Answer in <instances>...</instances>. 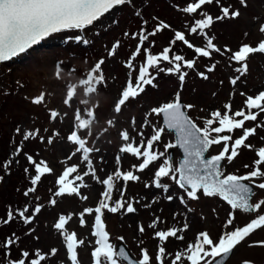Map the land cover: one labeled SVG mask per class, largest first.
Returning a JSON list of instances; mask_svg holds the SVG:
<instances>
[{"label": "snow or ice", "instance_id": "obj_1", "mask_svg": "<svg viewBox=\"0 0 264 264\" xmlns=\"http://www.w3.org/2000/svg\"><path fill=\"white\" fill-rule=\"evenodd\" d=\"M132 0H0V62L9 61L12 58L24 53L33 45L38 44L46 37L55 33L64 31L85 29L93 26L100 21L106 14L118 6L130 4ZM215 4L219 8V14L215 18L209 14L204 6ZM240 7H234L232 4H225L222 0H195L188 2L186 6L178 7V11L191 18V23H185L184 30H174L170 24L160 21L158 17L152 19L157 21L151 31L146 27L147 20L142 21V27L138 32H124L123 35L130 39L138 40L135 52L129 58L127 68L129 77L125 86L122 88L118 97L113 98L114 117L121 114L127 107L130 100L136 99L143 93L148 86H155L154 80L159 73L164 72L169 75H176L183 86L186 77L189 75L187 70H194L199 78L209 80L210 73L215 72L216 64L205 66L204 71H199L198 58L213 60L214 54L219 55L228 61V66L233 68L236 75L229 76V83L236 86L242 77L247 75V61L254 54H264V41H260L256 46L242 43L238 50H233L227 46L223 49L218 47L209 35L207 30L211 29L215 22L226 19H236L242 15L241 8L247 9V0H238ZM137 15H140L137 13ZM199 17V18H197ZM113 23H118L113 20ZM254 24H258V31L264 34V21L261 17H253ZM165 29L174 31L173 38L169 41V46L163 48L159 54H152L149 48L154 45V40L150 37L156 36ZM186 32L192 36H201L206 43L203 46H196L188 38ZM247 37L248 33L244 34ZM77 42L87 45L89 40L82 36H76ZM181 42L189 50H192L194 57L186 59L185 55L176 54L173 46ZM120 47V41L117 40L113 46L107 50L109 57H114L116 50ZM144 51V60L138 66V72L135 81L131 77L132 72H136L137 66L133 64L136 58ZM171 53V55H170ZM166 63V67L162 66ZM218 63V62H217ZM105 59L100 58L95 61L88 73L83 76L77 85L66 83L69 89L66 92V98L63 104L72 112V118L68 121V113L60 109H49L46 107L45 94L31 98V103L45 108L48 114L49 124L68 122V133L65 137H60V132L54 131L47 138V143L51 144L56 138L65 139L73 146V150L66 158L72 160L76 158L78 162L72 163L63 169L61 174L56 177V190L52 192L49 203L56 206L57 199L64 196H76L82 201L89 199L88 195H82L81 189L89 185L85 182L90 178L104 186V191L100 193L96 206L84 207L79 213V224L81 227H90V235L95 238L88 241L93 244L91 251L92 264H225L230 258L233 250L242 242L248 240L254 233L264 230V198L253 202L256 195L254 189L264 191V136L259 135L264 132V90L252 95L247 92H240L244 97L243 106L233 110L231 102L223 105V111L219 108L209 110L203 118V127L199 126L189 115L191 110L197 108L195 104L183 103L180 91L169 99L150 110L145 114L141 122L140 129L136 128V118L129 121L132 131L136 133L131 135L127 129L118 130V136L121 146L118 149L119 155L116 156L117 168L114 172L106 175V178L100 179L96 173L93 163V153H98L99 149L94 147L92 142L94 138L91 135L92 126L96 123L97 117L94 110L73 108V102L76 101V88L81 87L84 95L90 97L106 87L107 79L104 75L103 65ZM62 64L57 65V78H61L60 73ZM73 74L75 70H69ZM223 81H221V85ZM215 96V93H213ZM234 97L235 93H231ZM203 111V109H199ZM158 117L162 120L163 126L153 125L151 117ZM109 127H116L119 123L115 118L107 121ZM252 126H246L247 124ZM152 127V134L145 136L143 131L146 127ZM174 134V141H169L163 145V151L159 150V144L165 131ZM47 132L49 129L45 128ZM240 131L242 134L235 136ZM85 135H81V133ZM15 134L20 137V141L15 145L12 158L7 159L0 167L6 171L10 170L13 163L20 164L19 157L22 155L30 167H24L25 176L29 179L30 185L23 191V196L33 197L39 201L40 197L34 195L37 192V186L45 174L55 175L52 167L44 160L37 162L33 155L23 151L21 147L24 142L30 140H40L45 142V137L41 135V129L35 127L24 128L17 126ZM136 137H139L137 142ZM235 137V138H234ZM250 138H258L262 145L258 149L250 142ZM214 146L218 149L214 155H208ZM170 149H178L182 156L176 160L174 155L169 152ZM241 149L255 152L256 159L252 164H245V169H250L243 175L237 172H228L227 165H231L241 154ZM131 156L138 163L132 164L129 170H122V156ZM83 165V169H82ZM158 165V166H157ZM155 168L153 178L150 183H145V188H155L166 194L165 199L169 202L179 199L180 203L187 208L189 201H199L201 196L207 198L218 197L230 207L231 211L223 226L224 230L217 240H214L207 231L198 232L194 241L188 242L183 249L175 250L169 253L166 248L170 238L184 242L186 237L178 233L187 232L189 225L185 222L182 227H171L157 230L161 221L160 217L155 216L149 223L148 228L153 229V239L158 241L156 252L151 255L149 249L141 247L144 240L138 241L140 247L139 258L132 256L126 251L125 246H117L111 243L110 233L106 230V224L103 220L105 211L112 214L123 213L133 214L137 212L134 206L139 201L133 198L125 199L127 185L129 182H139L141 176L138 173H145L146 170ZM34 171V175H32ZM238 171V170H237ZM167 179L174 183L183 194L174 196L167 195L170 190L168 183L162 181ZM123 182L121 188H117V183ZM51 191V189L49 190ZM114 191L118 192L119 198L113 199ZM147 200V198H144ZM153 200L145 203L144 207L149 208ZM44 205L35 203L34 205L26 203L22 208H13L7 206L6 219L0 221L2 224H10L19 221L24 225H31L36 216L40 214ZM31 209V211H30ZM242 211L245 214H254L244 226H236L235 212ZM187 211H192L187 208ZM94 219L89 225L85 221V215L93 216ZM180 213H173L175 220ZM73 218L72 214H59L57 221L53 224L54 230L62 238V245L65 248V259L68 264H80L78 258V249L86 246L84 239L78 238L75 231H68L67 225ZM203 218V217H202ZM231 228V230H228ZM35 232L34 228L28 229V235ZM138 233L142 237L146 233L143 223L138 225ZM39 240V237H35ZM124 241V237H117ZM20 237L15 233L5 237L0 241V264H50L59 250L50 249L49 253H44L40 248L31 252L29 250L19 249L18 256H13V248L18 247ZM249 247H264V240L255 241L248 245ZM60 264H64L63 261ZM243 264H252L251 261H244Z\"/></svg>", "mask_w": 264, "mask_h": 264}, {"label": "rangeland", "instance_id": "obj_2", "mask_svg": "<svg viewBox=\"0 0 264 264\" xmlns=\"http://www.w3.org/2000/svg\"><path fill=\"white\" fill-rule=\"evenodd\" d=\"M188 2H195V0H188ZM222 2L225 6L232 4L234 7H240L238 0H222ZM144 3H150L146 10H142L138 0H132L130 4L118 6L111 10L100 21L83 32L73 30L52 34L24 53L0 64V164L12 158L14 147L20 141V137L15 134V128L18 125L24 128L35 127L41 129V135L45 137V142L38 139L30 140L24 142L21 147L24 152L33 155L37 162L46 161L55 173V175L45 174L39 182V191L36 196H39L40 200L36 203H40L44 207L36 218V223L26 228V237L31 251L36 248H40L44 253H49L52 248L59 250L58 254L51 259L50 264H60L61 261L68 264L65 259L62 238L52 227L59 214L73 215L72 220L69 221L66 227L68 231H75L78 238L86 241V246L78 249L80 264H92L91 251L93 244H89L88 241L94 242L95 238L90 235V227L80 226L79 213L82 212L84 207L94 208L96 206L100 193L104 191V186L90 178H86L85 182L89 186L82 188L81 194L89 196L87 201H82L76 196H64L56 198V206L49 203L52 192L57 188L55 184L56 177L61 174L65 167L78 161L75 157L70 161L66 159L73 150L71 144L65 139H61L68 133V122L49 124L45 108L32 104L31 98L43 92L46 107L67 112L68 121H70L72 112L63 104L66 92L69 90L66 83L70 82L77 85L95 61L100 58L105 59L103 71L107 79L106 87L90 97L84 95L83 88L77 87L76 101L72 105L74 109L80 107L95 112L97 120L92 126L91 135L94 138L92 141L94 147L98 148L99 152L93 153V163L97 175L102 180L117 168L115 158L119 155L118 149L121 146L118 130L127 129L131 135L135 136L136 133L132 131L129 124L131 118H136V128L140 129L141 122L150 108L172 99L177 91H180L183 103H191L197 106V108L191 110L189 115L199 126L203 127V118L209 110L219 108L223 111V105L229 102L232 103L233 110L239 109L243 106L244 101V97L240 95L241 91L255 95L264 90V54L250 56L247 61V75L242 77L236 86L229 83V76L236 75L233 71L235 65L229 67L226 59L214 54L211 61L198 58L199 71H204L206 65L216 64V70L209 74V80L199 78L194 70H187L189 75L181 87L176 75L161 72L153 82L154 87H146L145 91L136 99L128 102L127 107L121 114L114 117L112 111L113 98L118 97L126 84L129 77V69L126 65L138 44V40L130 39L124 36L123 33L138 32L143 26L142 21L144 20L148 21L146 27L151 31L157 24V21L152 19L157 17L155 16L156 12L162 14V20L158 17L159 20L170 24L174 30H184L185 23H191L190 17L178 11V7L186 6V0H149V2ZM247 3V9L241 8L242 15L239 18L217 21L211 29L207 30L209 35L213 37L214 43L221 49L227 46L235 51L242 43L256 46L260 41H264V34L258 31L259 25L253 22L255 16L261 17V20L264 21V0H247ZM204 8L214 18L219 14V8L215 4L206 5ZM143 12L146 14L144 15ZM137 13L140 15H137ZM183 19L186 21H183ZM113 20L118 23H113ZM172 29H165L156 36L150 37V40H154V45L149 46L145 43L144 47L149 48L152 54H159L163 48L169 46V41L174 36ZM245 33H248L247 37H245ZM78 35L89 40V43L85 45L82 42H77L75 37ZM186 38L196 46H203L206 43L201 36H192L187 32ZM117 40L120 41V47L116 50L117 54L114 57H109L107 50ZM173 51L176 54L185 55L186 59L194 57L193 51L189 49L187 51V47L181 42H177L173 46ZM144 55V51L141 49V54L135 61H132L137 66L136 72L131 73L133 82L138 72V66L144 60ZM58 64H62L61 78H57L56 75ZM162 66L166 67L167 65L165 63ZM69 70L75 71L70 74ZM221 81H223L222 85ZM233 92L235 93L234 97L231 95ZM213 93H215V96ZM201 108L203 111H199ZM113 118L118 120L119 123L116 127H109L107 121ZM150 119L153 125L163 126L160 118L153 116ZM261 119H264V114H262ZM246 126L252 125L249 123ZM45 128L49 131H43ZM57 130L60 132L61 138H56L51 144L47 143V138ZM143 131L145 136H150L152 127H146ZM240 134L242 133L237 131L235 136ZM81 135H85V133L82 132ZM259 135L264 136V132H260ZM136 139L139 142L140 138L136 137ZM169 141H174V135L166 130L159 144V150L163 151V145ZM250 142L257 149L262 145L258 138H250ZM217 150L214 146L208 155L216 154ZM170 151L177 160L179 157L178 150L170 149ZM254 159H256L254 151L241 149V154L236 160L231 165H227V171L243 175L250 170L245 169L243 166L245 164L251 165ZM19 160L20 164L13 163L8 171L0 167V192L3 196L7 195L8 199H18L14 192L11 193V188L8 187L11 176L17 171L19 174L24 173V167H30L22 155ZM121 163L123 165L122 170H129L130 166L138 163V161L125 155L121 157ZM154 171L155 168L150 167V170H146L145 173H138L141 180L139 182H129L127 185L125 199L133 198L139 201V203L134 204L137 208L136 213L112 214L105 211L103 220L106 224V230L110 233L111 243L116 246L123 243L132 256L139 258L140 247H138V241L143 239L144 244L141 247L148 248L150 254L154 255L158 241L152 238L153 229L148 228V225L155 216L160 217L161 221H166V223H160L157 230L182 227L185 222L189 225L187 232L178 233V235L186 237L184 242L174 238H170L167 242L166 248L169 253L183 249L188 242L194 241L196 234L201 231H207L214 240H217L224 230L223 226L231 211L227 203L218 197L207 198L201 196L199 201L188 202L187 208L192 209L189 212L180 203L179 199L169 202L164 198L166 194L160 190L144 187L145 183L151 182ZM162 182L170 185L167 195L178 196L183 194L171 181L164 179ZM122 186L123 182L121 181L117 183L116 187L121 188ZM50 189L51 191H49ZM254 191L256 195L253 197V202L264 198V191L258 189H254ZM145 197L147 200L144 199ZM153 197L156 198L157 202L152 203L149 208H145L144 204L152 201ZM118 198V192L114 191L113 199ZM173 213H180L181 215L174 220ZM235 217L234 224L244 226L251 218H254V214H245L237 210ZM84 219L90 225L94 219V214L93 216L85 215ZM140 223H143L146 229V233L142 237L138 233ZM30 227L34 228L35 232L28 235ZM228 230H231V228ZM37 236L39 240L35 239ZM121 236L124 237L123 242L117 239ZM261 240H264V230L257 231L248 240L238 245L225 264H243L244 261H251L252 264H264V247L248 246L252 242ZM166 264H168L167 261Z\"/></svg>", "mask_w": 264, "mask_h": 264}, {"label": "trees", "instance_id": "obj_3", "mask_svg": "<svg viewBox=\"0 0 264 264\" xmlns=\"http://www.w3.org/2000/svg\"><path fill=\"white\" fill-rule=\"evenodd\" d=\"M139 4L143 9H147L150 3H144L149 2V0H138ZM169 6V5H168ZM145 15L146 13L143 12ZM149 15V14H148ZM155 16L159 17L162 20V14H158V12L155 13ZM183 21H186L183 19ZM184 24V23H183ZM188 51V48H187ZM35 173H32L34 175ZM31 186L29 179L25 176L24 173L19 174L18 171L14 172V175L11 176V180L9 181L8 187L11 188V193L14 192L15 195L18 197V199H8V196L1 195L2 192H0V221L3 219H6V212H7V206L12 205L13 208L16 207H22L26 203L34 205L36 201L33 199L32 196L25 198L23 196V191L26 190L27 187ZM16 191V192H15ZM39 191V187L37 186V192ZM37 192L34 194L36 195ZM31 211V209H30ZM39 215L36 216V218ZM33 223H36V219ZM32 223V224H33ZM29 225H24L19 221H14L10 224H2L0 223V241H3L5 237L10 236L12 233H15L17 236L20 237L19 245L18 247L13 248V256H18L19 249L29 250L31 252V248L28 244L27 237H26V228H28Z\"/></svg>", "mask_w": 264, "mask_h": 264}, {"label": "water", "instance_id": "obj_4", "mask_svg": "<svg viewBox=\"0 0 264 264\" xmlns=\"http://www.w3.org/2000/svg\"><path fill=\"white\" fill-rule=\"evenodd\" d=\"M34 46V45H33ZM6 62V61H5ZM2 62H0V64H1ZM174 139H175V136H174ZM170 153H172V151H170ZM173 154V153H172ZM179 158L182 156V153H181V151L179 150ZM179 158H178V160H179ZM120 246H125L123 243H119L118 245H117V249H119V247ZM125 249H126V251H128L129 252V250H128V248L125 246ZM130 253V252H129ZM131 254V253H130Z\"/></svg>", "mask_w": 264, "mask_h": 264}, {"label": "bare ground", "instance_id": "obj_5", "mask_svg": "<svg viewBox=\"0 0 264 264\" xmlns=\"http://www.w3.org/2000/svg\"><path fill=\"white\" fill-rule=\"evenodd\" d=\"M47 38V37H46Z\"/></svg>", "mask_w": 264, "mask_h": 264}]
</instances>
